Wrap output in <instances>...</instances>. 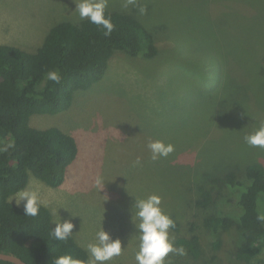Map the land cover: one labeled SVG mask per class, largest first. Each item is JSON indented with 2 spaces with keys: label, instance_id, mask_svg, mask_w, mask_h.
Masks as SVG:
<instances>
[{
  "label": "rangeland",
  "instance_id": "374dc122",
  "mask_svg": "<svg viewBox=\"0 0 264 264\" xmlns=\"http://www.w3.org/2000/svg\"><path fill=\"white\" fill-rule=\"evenodd\" d=\"M139 2L150 6L144 26L155 32L157 54L147 59L117 52L104 79L77 91L68 111L31 117L36 129L56 127L73 136L79 153L62 186L30 174L27 187L41 189L53 220L73 221V237L84 249L103 226L119 238L126 250L107 264H136L132 206L135 197L154 193L181 226L170 230L175 241L197 234L202 244L199 260L170 253L169 264H244L232 258L241 233H222L216 257V237L204 223L214 210L190 206L198 169L209 170L220 157L222 167L232 161L264 165V150L243 139L264 121V0H137L128 7L126 0H108L107 10L131 11ZM75 8L74 0H0V45L35 53L58 22L82 21ZM154 140L174 144L175 151L153 161L147 145ZM97 177L104 178L100 188ZM235 203L233 197L217 210L238 218Z\"/></svg>",
  "mask_w": 264,
  "mask_h": 264
},
{
  "label": "trees",
  "instance_id": "16d2710c",
  "mask_svg": "<svg viewBox=\"0 0 264 264\" xmlns=\"http://www.w3.org/2000/svg\"><path fill=\"white\" fill-rule=\"evenodd\" d=\"M140 6L139 2L131 11L106 10L115 25L110 35H105L102 26L84 19L79 23L58 22L35 53L0 45V146L14 142L13 148L0 152V252L13 254L27 264H53L54 257L67 253L88 258L87 250L73 236L67 241L51 236L55 225L47 207H41L38 216L27 217L23 206L10 198L28 186L30 174L52 188L62 186L79 153L76 139L61 129L32 127L33 115L68 111L77 91L88 90L104 79L117 52L155 57V32L144 26L146 13L140 15ZM50 71L60 73V83L46 78ZM207 148L210 151L211 145ZM222 162L220 157L209 170H197L202 174L190 207L214 210L204 223L216 237V257L222 254V233L236 229L242 240L232 258L244 264H264V223L256 218L258 203L264 197V165L260 161L246 165L232 161L222 167ZM233 197L241 210L238 218L217 210L219 204H228ZM175 223L173 230L179 232L181 226ZM190 230H196L194 222ZM175 244L183 246L194 260L203 255L197 234L180 236ZM0 264L12 263L0 260Z\"/></svg>",
  "mask_w": 264,
  "mask_h": 264
},
{
  "label": "clouds",
  "instance_id": "9594fccd",
  "mask_svg": "<svg viewBox=\"0 0 264 264\" xmlns=\"http://www.w3.org/2000/svg\"><path fill=\"white\" fill-rule=\"evenodd\" d=\"M137 0H126L124 7L135 4ZM75 13L81 20L87 19L90 23L102 26L105 35H110L115 25L111 16L107 14L108 0H74ZM140 13L147 12L146 7H140ZM48 80L60 83L62 77L58 71H50L46 74ZM246 145L252 148L264 150V121L259 122L251 133L244 136ZM14 147V142L0 146V152H7ZM151 152V159L156 161L160 158H167L175 151V145L166 143L163 140L149 141L147 145ZM138 157L133 166L140 164ZM104 184L103 177H97L95 185L100 188ZM13 200L16 205H23L24 216L36 217L41 207H46L49 200L42 194L38 186H31L17 191ZM163 197L159 194H151L145 198L135 197L132 206V222L136 229L138 240V251L135 253L136 264H169L170 253L179 256L186 255L183 246L177 247L175 237L170 230L176 227L175 220L166 213L162 207ZM257 220L264 223V205L258 203ZM55 227L52 228L51 236L56 241H67L73 236L75 227L71 219L53 220ZM88 258L80 259L71 253L59 255L53 258V264H107L114 257L122 255L126 247H122V241L113 239L104 226L95 234V242H89L86 246Z\"/></svg>",
  "mask_w": 264,
  "mask_h": 264
},
{
  "label": "water",
  "instance_id": "95a60500",
  "mask_svg": "<svg viewBox=\"0 0 264 264\" xmlns=\"http://www.w3.org/2000/svg\"><path fill=\"white\" fill-rule=\"evenodd\" d=\"M0 260L10 262L12 264H27L21 258L13 255L0 252Z\"/></svg>",
  "mask_w": 264,
  "mask_h": 264
}]
</instances>
